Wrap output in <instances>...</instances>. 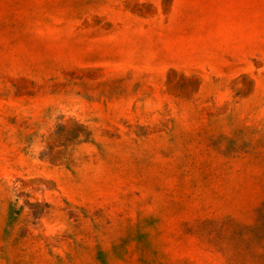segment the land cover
Here are the masks:
<instances>
[{
    "label": "rangeland",
    "instance_id": "obj_1",
    "mask_svg": "<svg viewBox=\"0 0 264 264\" xmlns=\"http://www.w3.org/2000/svg\"><path fill=\"white\" fill-rule=\"evenodd\" d=\"M0 264H264V0H0Z\"/></svg>",
    "mask_w": 264,
    "mask_h": 264
}]
</instances>
